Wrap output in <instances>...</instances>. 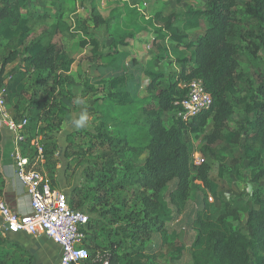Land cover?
Returning <instances> with one entry per match:
<instances>
[{"label":"trees","instance_id":"16d2710c","mask_svg":"<svg viewBox=\"0 0 264 264\" xmlns=\"http://www.w3.org/2000/svg\"><path fill=\"white\" fill-rule=\"evenodd\" d=\"M34 2L0 0V90L5 88L7 98L17 100V114L13 120L27 119L28 128L39 121L40 116L32 107L25 108V111L19 109L29 78L35 73L38 75L32 98L39 97V92L50 82V93H54L61 84V74L69 79L75 63L64 47L51 41V34H43L30 42L33 24L46 21L51 14L47 10L35 18ZM58 2L52 0V6H59ZM124 10L129 32L122 31L121 18L125 14L113 11L104 18L96 14L95 9L91 12L90 19L95 28L104 26L112 37H117L115 53L104 57L107 68H114L124 59L117 48L141 33L139 24L142 23L156 34L154 46L162 55L152 58L144 69L150 80L148 97L134 99L126 90L134 78L132 74L117 75L104 82L105 87L101 89V92H111L103 100L113 106L141 111L145 117L144 125L134 127L135 131L142 133L141 138L132 140L130 136H114L102 129V125L97 134L84 135L97 140L105 151L93 156L89 155L92 147L72 151L73 144L64 151V157L68 159L74 156L83 159L87 155L93 159L83 171V183L69 196L73 210L86 208L92 215L84 228L83 243V246H92V253L84 264H93L91 260L98 253L107 254L109 264H146L145 242L154 241L174 228L184 229L188 234L196 233L189 254L191 264H252L253 255L255 264H264V193L255 192V205L247 212V224L253 230L251 238L235 230L229 222V217L239 219L237 213L213 214L206 193L200 192L194 202L190 201L195 173L211 195L218 194V183L208 174L210 150L218 143L234 142L237 133L229 126L234 116L232 99L243 85L246 87L244 101L247 99L243 105L247 126L244 157L255 172L254 182L259 184L264 180V59L261 56L264 53V0H207L203 6L189 5L185 10L168 16L158 12L150 18L128 5ZM202 18H209L211 27L199 39L192 40L189 32L201 27ZM136 22L139 24L130 31ZM2 41H6L5 46ZM162 41H168L169 46H162ZM80 47H91L97 55L100 42L95 38L83 39ZM181 51L189 55H182ZM171 57L174 58L169 62L176 66L175 70L166 73L153 68L161 59ZM19 59L24 64L23 69L14 72L7 81L6 68ZM248 68L254 69L252 76L247 73ZM194 80L203 81L213 104L209 110L184 122L173 114L177 103L188 93L183 86ZM99 90L95 93L99 94ZM169 119L170 125L167 124ZM211 122L212 131L204 137L205 144L201 149L202 162L194 165L189 149L191 138L200 136ZM56 131L42 132L49 173H53L59 164ZM31 139L33 137L28 141ZM3 140V130L0 129V160L3 158ZM130 146L148 151L143 167L135 169L125 160V148ZM28 147L29 144L23 146L22 155L33 157L34 152ZM81 164L82 160L77 165ZM110 184L115 185L112 192L134 189L136 201L128 215L122 217L130 200H120L123 208L112 204L114 194L108 195L112 188H109ZM6 190L7 180L0 167V197L5 196ZM103 206L109 209L105 210ZM106 216L113 219L116 229H110L103 219ZM102 230L105 233L101 234ZM33 260L29 251L0 233V264H32Z\"/></svg>","mask_w":264,"mask_h":264},{"label":"rangeland","instance_id":"374dc122","mask_svg":"<svg viewBox=\"0 0 264 264\" xmlns=\"http://www.w3.org/2000/svg\"><path fill=\"white\" fill-rule=\"evenodd\" d=\"M206 1L183 0V2L178 3L177 0H59V6H51L52 0H35L33 3L35 15L47 10L51 14L46 21H36L37 23L33 24L32 37H36L44 31L46 34H51V41L60 47H64L69 56L75 59V63L72 66L69 79L64 78L65 74H61V84L58 85L54 93H50V88L52 87V82H50L47 88H43L39 92V97L32 98L38 83V75L35 73L29 78L19 109L25 111V108L32 107L39 112L40 116L39 121L30 124L27 129L28 135L33 138L40 136L41 143L45 144L42 132L45 131L49 134L50 130H57L56 132L59 133L58 145L63 151L70 144L74 145L72 151H79L80 147H83L84 150L92 147L89 155L93 156L102 153L106 149L99 147L97 140L84 134H97V129L102 125V129L114 136H130V139L133 138L132 140L141 138L142 133H138L134 128L143 127L144 125L145 117L141 111L113 106L111 102L103 100V97H106L111 92L109 90L101 92V89L105 87L104 82H109L117 75L132 74L134 78L128 84L126 90L131 93L134 99L148 97L147 87L150 80L145 76L144 69L152 58L162 55L157 47L154 46L156 34L146 24L134 23L130 27V31L135 30L139 24L142 32L136 34L133 39H127L125 45L118 46L117 49L124 56V59L114 65V68L108 69L106 66L107 60L104 57L110 53H115L114 43H116L117 37H112L104 26L95 28L90 19L91 12L95 9V13L104 18H108L113 11L125 14L121 18L122 31H128L126 25H129V21L124 10L125 5H128L131 9L135 8L141 15L150 18L158 12H161L164 16H168L172 13L185 10L189 5L203 6L206 4ZM210 27V19L202 18L201 27L198 30L189 32L190 38L192 40L199 39ZM92 38L98 39L100 42V51L97 55H94L91 47L85 49L80 47V42L83 39ZM160 44L164 47L169 46L168 41H162ZM181 53L185 56L189 55L188 52L184 54L181 51ZM261 56L264 59V53H261ZM173 58L161 59L160 62L153 65V68L159 72L166 73L175 70L176 66L171 65L169 62ZM0 59H2L1 53ZM14 65L16 66L14 70H17L20 62ZM103 67L107 68V70L104 69V72H100L99 68ZM253 71V68L247 69L249 76L253 75ZM98 90L100 93H95ZM77 95L82 98L83 103L81 105L74 103ZM245 95L246 87L243 85L237 96L232 99L234 116L229 126L237 133L234 142L232 144L218 143L212 146L210 150L211 157L208 160L210 166L208 174L213 181L218 183V194L216 196L211 195L203 187L202 182L196 178L197 174L195 173L191 182L190 201L194 202L198 193H206L213 214L237 213L239 219L234 220L233 217H229V222L235 230L251 238L253 230L247 224V212L255 205V192L260 191L264 193V180L259 184L254 182L255 172L244 157V145L247 135L246 112L243 108L247 100L245 99L244 101ZM5 99L7 111L11 118H13L17 114L15 110L17 100H10L7 97ZM82 108H86L89 112V127L76 130L71 126V120ZM26 113L28 112L26 111ZM168 115L167 117H170V114ZM167 124H171L170 119L167 121ZM211 131L212 122L200 136H192L189 149L191 162L194 165L201 164V149L205 144L204 137L209 135ZM89 155L83 159L76 158L78 156H74L72 159L64 156L63 158L65 159L58 158L59 164L57 169H60V173L57 169L53 173H49L47 160L44 159L41 164V171L47 175L55 189H58L69 197L72 191L76 187H79L85 179L83 171L88 166L87 163L91 164L93 161ZM124 155L127 163L131 164L135 169H139L144 166L148 157V151H142L139 148H132L130 146L125 148ZM81 160L82 164L78 166L77 164ZM101 163L102 161H99V164ZM71 164L72 166L69 168ZM57 175H60L63 182L61 187L57 184ZM113 187H115L114 184L109 185L110 193H108V195L114 194L112 204L115 203L116 207L123 208L120 200L124 198L127 201L130 200L125 206L126 209L122 215V217L126 216L133 209L134 201H136L135 191L134 189L127 188L124 190L116 189L112 192ZM102 208L105 210L109 209L106 206ZM89 217L91 220L92 215H89ZM103 219L108 223L110 229L117 228V225L114 224L110 216L103 217ZM100 233L103 234L105 231L102 230ZM1 234L3 235V233ZM195 236L196 233L194 231L188 234L184 229L174 228L173 231L160 235L154 241L147 240L144 244L146 257L148 258L146 264H191L189 254ZM84 247L88 249L90 254L92 253V246L86 245ZM252 264H255L254 255L252 257Z\"/></svg>","mask_w":264,"mask_h":264},{"label":"built area","instance_id":"2783aa9c","mask_svg":"<svg viewBox=\"0 0 264 264\" xmlns=\"http://www.w3.org/2000/svg\"><path fill=\"white\" fill-rule=\"evenodd\" d=\"M188 93L177 103L174 117L187 122L193 117L209 110L213 104L212 96L207 92L203 81L194 80L184 85ZM6 89L0 90V129L12 132L22 145L29 144L28 150L34 156L16 155L17 176L27 189L29 210L25 214L14 212L0 197V215L2 230L9 234L25 233L28 235H45L61 249V264H82L90 260L91 255L83 246L84 228L89 223V214L70 207L69 197L55 189L47 175L41 171L45 159L44 144L41 139L33 138L27 133L28 120L15 121L7 111ZM93 264H109L107 254L98 253Z\"/></svg>","mask_w":264,"mask_h":264},{"label":"crops","instance_id":"0c3cea01","mask_svg":"<svg viewBox=\"0 0 264 264\" xmlns=\"http://www.w3.org/2000/svg\"><path fill=\"white\" fill-rule=\"evenodd\" d=\"M52 6V5H51ZM40 13H36L37 18ZM33 32V30H32ZM30 37V42L41 37L43 34L46 33H39L36 37ZM40 32V31H39ZM2 45H6V41H2ZM2 51V48H0V52ZM20 62V66L18 65L17 70H14L16 66L15 63ZM11 66V67H10ZM10 69L8 70V68ZM24 64L21 62V59L17 60L13 64H10L6 68V79L9 81L12 77V74L14 72L20 71L23 69ZM107 68H99L100 72H104ZM108 69H112L111 67ZM134 72V71H130ZM5 131L4 136V145L2 143L3 148V158L0 160V167L1 170L6 177L7 180V190L4 197H2L7 205L16 213L25 214L29 210V197L27 193V189L21 184L20 180L17 176V166H16V155L18 152L23 151V146L17 141L16 136L8 131ZM40 136H37L36 138H39ZM41 139V138H39ZM60 150L57 153V158L65 159L64 151L62 148H59ZM57 171L60 173V169H57ZM57 184L61 187L63 182L60 178V175H57ZM2 218L0 215V232L3 233L6 237H8L10 240L15 242L17 245L22 247L23 249L29 251L33 257V263L32 264H61L60 263V255H61V249L59 245L54 243L51 239L46 237L45 235H28L25 233H18V234H9L5 233L2 230ZM84 264V263H82Z\"/></svg>","mask_w":264,"mask_h":264},{"label":"clouds","instance_id":"9594fccd","mask_svg":"<svg viewBox=\"0 0 264 264\" xmlns=\"http://www.w3.org/2000/svg\"><path fill=\"white\" fill-rule=\"evenodd\" d=\"M76 105H81L83 103L82 98L77 95L74 99ZM90 115L86 108H82L81 111L74 115L71 120V126L76 130H82L89 127Z\"/></svg>","mask_w":264,"mask_h":264},{"label":"water","instance_id":"95a60500","mask_svg":"<svg viewBox=\"0 0 264 264\" xmlns=\"http://www.w3.org/2000/svg\"><path fill=\"white\" fill-rule=\"evenodd\" d=\"M3 136H5V131L4 130H3ZM55 136L58 137L59 136V133H55ZM3 145H4V140H3ZM83 211L85 213H89L86 208H84Z\"/></svg>","mask_w":264,"mask_h":264}]
</instances>
